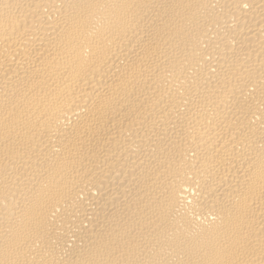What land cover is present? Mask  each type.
I'll return each instance as SVG.
<instances>
[{
    "label": "bare ground",
    "instance_id": "1",
    "mask_svg": "<svg viewBox=\"0 0 264 264\" xmlns=\"http://www.w3.org/2000/svg\"><path fill=\"white\" fill-rule=\"evenodd\" d=\"M0 264H264V0H0Z\"/></svg>",
    "mask_w": 264,
    "mask_h": 264
}]
</instances>
